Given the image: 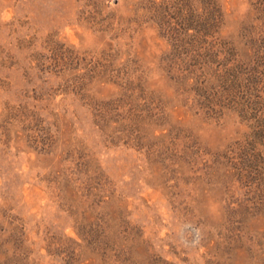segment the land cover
I'll use <instances>...</instances> for the list:
<instances>
[{"label":"rangeland","instance_id":"obj_1","mask_svg":"<svg viewBox=\"0 0 264 264\" xmlns=\"http://www.w3.org/2000/svg\"><path fill=\"white\" fill-rule=\"evenodd\" d=\"M0 264H264V0H0Z\"/></svg>","mask_w":264,"mask_h":264}]
</instances>
